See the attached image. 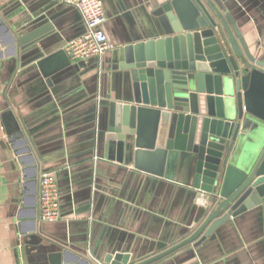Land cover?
<instances>
[{"label":"water","instance_id":"obj_1","mask_svg":"<svg viewBox=\"0 0 264 264\" xmlns=\"http://www.w3.org/2000/svg\"><path fill=\"white\" fill-rule=\"evenodd\" d=\"M236 11L232 0H167L154 5L157 33L115 53L113 71L125 90L96 104L97 158L159 179L170 178L181 159L182 182L200 202L186 239L138 264L156 263L183 248L199 249L224 225L264 206V53ZM55 29L47 15L16 24L0 15V60L10 58L33 71L46 98L53 77L72 69L65 50L53 49ZM12 140L25 190L17 218L23 237L19 264H93L74 254L67 239L42 237L41 163L24 135ZM137 260L113 249L97 264Z\"/></svg>","mask_w":264,"mask_h":264},{"label":"crops","instance_id":"obj_2","mask_svg":"<svg viewBox=\"0 0 264 264\" xmlns=\"http://www.w3.org/2000/svg\"><path fill=\"white\" fill-rule=\"evenodd\" d=\"M102 1L107 16L102 29L111 49L102 59L72 61L71 70L53 77L48 98L33 71L10 58L0 60V264H19L17 250L23 240L17 218L24 175L11 149L15 136L24 135L31 143L41 163L38 182L43 171L57 180L60 221L39 219L37 194L42 237L67 239L74 254L93 264L113 249L132 253L139 259L136 264L149 260L185 240L196 220L200 202L182 182L181 159L170 169V178L159 179L97 158L93 150L97 102L125 90L119 72L113 71L118 66L115 53L157 33L154 5L167 0ZM232 1L240 9L236 16L249 22L264 53V0ZM0 7L7 23L47 15L56 28L54 50L86 31L79 11L59 0H0ZM61 118L65 124L59 126ZM153 264H264V206L224 225L199 249L183 248Z\"/></svg>","mask_w":264,"mask_h":264},{"label":"built area","instance_id":"obj_3","mask_svg":"<svg viewBox=\"0 0 264 264\" xmlns=\"http://www.w3.org/2000/svg\"><path fill=\"white\" fill-rule=\"evenodd\" d=\"M74 6L80 13L86 31L80 38L69 42L64 50L75 63L89 59H102L111 44L102 26L107 16L102 0H59ZM39 219L45 223L61 220L60 192L53 173L43 171L38 182Z\"/></svg>","mask_w":264,"mask_h":264}]
</instances>
